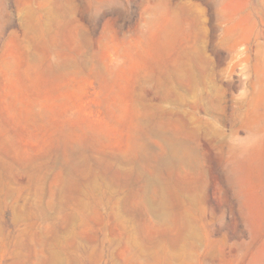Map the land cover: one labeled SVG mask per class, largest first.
<instances>
[{"label": "rangeland", "instance_id": "obj_1", "mask_svg": "<svg viewBox=\"0 0 264 264\" xmlns=\"http://www.w3.org/2000/svg\"><path fill=\"white\" fill-rule=\"evenodd\" d=\"M0 264H264V0H0Z\"/></svg>", "mask_w": 264, "mask_h": 264}, {"label": "bare ground", "instance_id": "obj_2", "mask_svg": "<svg viewBox=\"0 0 264 264\" xmlns=\"http://www.w3.org/2000/svg\"><path fill=\"white\" fill-rule=\"evenodd\" d=\"M172 146V154L173 156H180L182 158H190L192 156V152L190 150H186L184 147L171 142Z\"/></svg>", "mask_w": 264, "mask_h": 264}]
</instances>
